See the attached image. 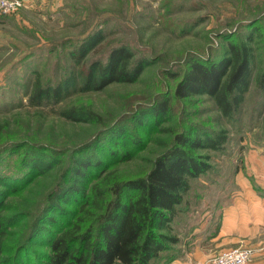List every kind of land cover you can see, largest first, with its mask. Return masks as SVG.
I'll return each mask as SVG.
<instances>
[{
    "label": "rangeland",
    "instance_id": "rangeland-1",
    "mask_svg": "<svg viewBox=\"0 0 264 264\" xmlns=\"http://www.w3.org/2000/svg\"><path fill=\"white\" fill-rule=\"evenodd\" d=\"M154 1L157 0H33L11 13L0 11V152L6 146L26 144L37 147L39 152H45L57 161L26 187L8 195L1 213L15 217L11 227L15 233L7 237L6 243L23 239L32 217L45 199L59 182L67 179L77 149L90 150L88 145L97 142L99 136L106 137L103 131L119 118L137 116L138 112V116L144 118L146 115L142 112L150 110L158 98L172 96L178 78L172 79L170 73L180 70V62L186 55L210 56L213 48L224 44L219 32L226 29L240 38L242 33L249 32L241 26L246 24L242 22L253 16L260 17L264 23V0H160L158 4ZM191 23L195 26L189 32L182 31ZM97 29L103 32L102 41L76 64L71 52ZM253 40L255 59L250 86L233 119L222 117L208 95L179 101L172 98L168 103L172 114L150 131L132 133L131 123H128L125 136L102 142L104 148L124 152L135 150L131 144L132 134L143 142L141 149L133 152L129 159L107 163L104 180L120 182L144 176L153 161L170 146L173 135L185 130L189 124L197 123L209 130H228L229 140L223 153L201 151L212 156V170L190 181L191 189L185 197L187 209L182 213L179 211L173 223L180 238L174 247L179 260H183L191 249L192 228L213 213L212 227L196 231L207 259L193 261V264H211L218 251L234 247L252 248L254 253L250 263L264 262V247L258 244L221 248L215 242L206 243L205 240L207 233L213 234L217 230L218 211L230 189L242 188L234 186L232 175L244 174L252 188L264 192L262 177L249 176L245 163L251 145L264 147V89L258 88L256 80L264 69L262 28ZM120 45L131 49L134 59L152 60L135 82L113 83L100 91L72 90L48 105L30 103L29 96L36 81L43 87L54 86L70 73L77 75L80 69L85 70L93 61H106L111 49ZM73 109L93 112L95 121L76 122L61 115V112ZM126 129L124 126L119 128ZM124 139L125 144L122 143ZM24 151L21 149L0 160V175L11 173ZM94 152L101 160H108L100 150ZM91 181L90 185L96 182L95 179Z\"/></svg>",
    "mask_w": 264,
    "mask_h": 264
},
{
    "label": "trees",
    "instance_id": "trees-1",
    "mask_svg": "<svg viewBox=\"0 0 264 264\" xmlns=\"http://www.w3.org/2000/svg\"><path fill=\"white\" fill-rule=\"evenodd\" d=\"M195 23L182 31L189 32ZM242 23H246L241 26L249 32L242 33L240 38L226 29L219 32L224 44L213 48L210 56L186 55L180 62V70L169 72L172 79L178 78L172 96L158 98L150 110L142 112L144 118L138 116L139 112L137 116H123L103 131L106 137L99 136L97 142L88 145L90 150L77 149L67 179L52 190L32 217L23 239L13 244L5 241L15 233L11 230L15 217L1 213L8 195L26 187L57 161L26 144L3 148L2 161L6 155L25 151L11 173L0 175V264H170L177 259L174 247L180 238L173 223L178 212L187 209L185 197L191 189L190 181L212 170V156L201 151L223 153L229 140L228 130L189 124L173 135L170 146L153 161L144 176L120 182L104 180L107 163L129 159L143 142L132 134L135 150L126 152L104 148L102 142L125 136L128 123L132 133L150 131L170 115L168 103L172 98L179 101L208 95L222 117L233 119L252 78L255 54L251 43L259 28L264 31L260 17L253 16ZM102 39V30L97 29L81 41L71 52L76 64ZM150 63L152 60L147 58L134 59L133 51L120 45L111 49L106 61H93L85 70L80 69L77 75L70 73L54 86L43 87L36 81L29 101L35 106L48 105L72 90L100 91L113 83H132ZM256 80L258 88L264 89V69ZM61 115L76 122L95 121V114L84 109L63 111ZM122 126L127 129L119 130ZM122 143L125 144V139ZM97 149L106 155L107 161L99 158L94 152ZM92 179L96 182L90 185Z\"/></svg>",
    "mask_w": 264,
    "mask_h": 264
},
{
    "label": "crops",
    "instance_id": "crops-1",
    "mask_svg": "<svg viewBox=\"0 0 264 264\" xmlns=\"http://www.w3.org/2000/svg\"><path fill=\"white\" fill-rule=\"evenodd\" d=\"M158 1L160 0L154 2L158 4ZM169 3L170 1L166 4ZM245 163L249 176L262 177L264 175V147L259 144L251 145L245 156ZM232 181H234V186L238 185L242 188H239V190H235V187L230 189L227 199L224 201L225 203L223 202L224 204L220 206L218 211L217 221H215L216 232L209 234L207 233L208 228L205 230L208 235L205 238L206 243L212 242L213 244L215 242L221 248L236 244H258V246L264 247V192L252 188L251 184H248V178H244V174L236 173L232 175ZM212 215L213 213L205 217L203 221L205 223L202 222L192 228L191 235L194 237L189 246L191 249L186 252L183 260L176 259L170 264H193V261L207 259L196 237V231H203L207 226L212 227V224H214L211 220ZM202 245L204 247V242H202ZM224 249L226 248L221 250ZM249 264H264V262L258 261Z\"/></svg>",
    "mask_w": 264,
    "mask_h": 264
},
{
    "label": "built area",
    "instance_id": "built-area-1",
    "mask_svg": "<svg viewBox=\"0 0 264 264\" xmlns=\"http://www.w3.org/2000/svg\"><path fill=\"white\" fill-rule=\"evenodd\" d=\"M31 0H0V11L11 13L30 4ZM264 188V175L261 179ZM254 250L249 247H234L221 250L212 259L211 264H249Z\"/></svg>",
    "mask_w": 264,
    "mask_h": 264
}]
</instances>
